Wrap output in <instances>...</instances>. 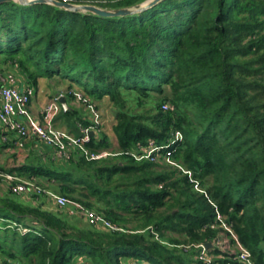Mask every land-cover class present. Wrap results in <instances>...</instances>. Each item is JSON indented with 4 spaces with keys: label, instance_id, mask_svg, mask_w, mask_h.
<instances>
[{
    "label": "trees",
    "instance_id": "1",
    "mask_svg": "<svg viewBox=\"0 0 264 264\" xmlns=\"http://www.w3.org/2000/svg\"><path fill=\"white\" fill-rule=\"evenodd\" d=\"M74 1L120 8L144 0ZM0 70L18 71L34 92L46 79L66 83L73 98L77 86L97 108L108 98L120 152L21 167V177L55 178L62 195L97 208L114 228L85 216L79 225L67 210L45 207L46 193L32 194V204L10 190L0 195V264H200L196 244L231 256L213 245L231 237L226 225L253 264H264V0H161L120 16L7 1ZM101 129L87 148L113 147ZM150 142L180 167L131 153Z\"/></svg>",
    "mask_w": 264,
    "mask_h": 264
},
{
    "label": "built area",
    "instance_id": "2",
    "mask_svg": "<svg viewBox=\"0 0 264 264\" xmlns=\"http://www.w3.org/2000/svg\"><path fill=\"white\" fill-rule=\"evenodd\" d=\"M61 1L75 2L74 0ZM70 92L73 93L77 101L89 108L94 118L92 125L83 126L80 124L81 134L78 137L70 136L66 131L57 127L55 124V118L63 109L61 97L65 95L64 93H59L45 105L41 118L24 120L29 114L28 109L32 97L34 96V88L31 86L22 88L16 73L10 71L3 72L0 70V121L7 129L17 135L16 143L19 147H24L29 139L36 138L44 144L53 147L56 151V155L62 159H70L74 147H83L82 150L84 155L89 160H100L119 154V151L113 152L110 149L93 150L85 146V143L90 140L96 127L102 124L100 123L102 113L80 89L75 88ZM163 107L167 109L169 104L166 103ZM179 135L178 132L177 136ZM162 148V145L150 142L147 146H140L139 151H133L131 153L137 159L148 158L153 161H158L163 156L164 160L172 162L170 151L162 154ZM2 182L8 183L11 191L16 194L46 193L50 198L55 200L58 206L67 208L70 215L78 214L85 216L91 224L114 228L112 223L102 214L86 207L82 202L44 188L38 184L35 179L24 178L16 172L0 169V183ZM226 228L232 233L231 237L233 238L231 239L230 237L229 240L226 239L227 236L220 237L213 245L223 250V252L225 251L224 254L229 253L231 256L222 254L212 255L209 253V246H207V243L199 244V246L202 247V250L198 254V259L201 261L200 264H210L213 262L214 264H221L218 259H226L227 261L225 264H234L233 260L243 264H253L249 250L239 241L230 225H226ZM231 240H233V242H231ZM232 246L236 251H232ZM12 264L18 263L12 262ZM78 264L90 263L82 260ZM132 264H141V262L135 260Z\"/></svg>",
    "mask_w": 264,
    "mask_h": 264
},
{
    "label": "crops",
    "instance_id": "3",
    "mask_svg": "<svg viewBox=\"0 0 264 264\" xmlns=\"http://www.w3.org/2000/svg\"><path fill=\"white\" fill-rule=\"evenodd\" d=\"M17 77H19V84L22 88L25 86H29L26 83V79L23 75H21L18 71H16ZM41 81L38 88L35 89L34 96L29 105V114L28 117H25L24 120H30L33 118H41L43 113V108L47 103H49L56 95L59 93H64L65 101L68 106L67 110L70 109L71 113H59L55 118V124L57 127L66 131L72 137H78L81 134L80 122L79 119H89L91 120V112L89 108L83 103L77 101L75 98L66 95V91L58 90L56 87H45ZM67 87V84L65 85ZM75 88H78L77 86ZM106 99V98H105ZM102 100H96L98 106L100 107L102 112H106L108 108H111L110 102L108 103L109 107L105 105H101ZM100 102V103H99ZM64 112L67 110L63 107ZM115 119H113V123L111 124V129L113 127ZM105 125L102 124V129L105 131ZM106 132V131H105ZM107 133V132H106ZM108 134V133H107ZM113 134V130L112 133ZM109 135V134H108ZM110 139L114 138L113 135H109ZM17 135L7 129L4 124L0 121V169L14 171L19 173L21 167H27L38 164V162L47 163L50 165L49 159L53 157H58L56 155V151L53 147H50L43 142L39 141L36 138L29 139L24 147H19L16 143ZM112 144L115 146V142L112 140ZM83 147H74L72 151L74 153H79L80 155H84L82 150ZM21 151L24 154L21 155ZM57 160V159H56ZM57 164H63V160H58ZM25 169V168H24ZM24 171V170H23ZM28 172V171H27ZM26 172V175H22L24 178H28L30 175ZM34 179L37 183L42 186L55 191L56 193L61 194V188L59 186V181L50 176H35ZM1 192H8L11 190L10 185L8 183L2 182L0 183ZM4 194V193H3ZM2 195V194H1ZM20 197L24 200L31 199L32 194H19ZM48 201L53 204V199L48 197ZM54 205V204H53ZM67 209V208H65ZM79 260V259H78ZM83 260V259H82ZM134 260V259H133ZM132 262V260H130ZM135 261V260H134Z\"/></svg>",
    "mask_w": 264,
    "mask_h": 264
},
{
    "label": "rangeland",
    "instance_id": "4",
    "mask_svg": "<svg viewBox=\"0 0 264 264\" xmlns=\"http://www.w3.org/2000/svg\"><path fill=\"white\" fill-rule=\"evenodd\" d=\"M10 72H13V71H10ZM43 82V84H44V86L45 87H56L58 90L60 89L61 91H66L67 90V87L65 86L66 85V83H62V82H57V81H55V80H46V79H43L42 80ZM66 92H68V90L66 91ZM101 102V105H105L106 107H109L108 106V103H109V100H108V98H106V99H104V100H102V101H100ZM99 102V103H100ZM154 103H156V100L155 99H151V100H148V102H147V105H146V107H138L139 108V110L141 111V110H143V108H147V109H149V108H152L155 104ZM96 104H98L97 102H96ZM99 107V106H98ZM100 108V107H99ZM101 113H102V116L100 117V123H102V124H104L106 127H105V131L109 134V135H113V134H111L112 133V129H111V124L113 123V119H114V115H113V112H112V109L111 108H108L107 109V111L106 112H102L101 111V109L99 110ZM94 120V118L93 117H91V121H93ZM178 133V132H177ZM177 133H176V136H177ZM111 140H114V138L112 139L111 138ZM117 147V146H116ZM114 145H113V147H111V148H108V149H110L111 151H113V152H116L117 151V148H116ZM21 153V155L22 154H24L23 153V151H21L20 152ZM173 160V159H172ZM165 163H167L168 165H173V166H178V167H180V165L179 164H177L178 162H176V161H168V160H165ZM55 192V191H54ZM6 194V192H1V190H0V195L1 194ZM60 194V193H59ZM31 198H32V196H31ZM46 198H47V196H46ZM45 197H42V198H40V200L41 201H46L45 203H44V206L45 207H47V208H50V209H52V208H57V207H60V206H58L57 204H56V202H55V200L53 199V204L51 203V202H49V201H47V199H46ZM24 200V199H23ZM25 202H27V203H32V204H35V201H31V199L29 198V199H27V200H24ZM99 204H96V206H98ZM64 209L65 211L67 210V209H65V208H63V207H60V209ZM93 210L94 211H96V212H99V211H97V208H93ZM68 211V210H67ZM78 215V214H77ZM69 215V217H71L70 219L72 220V221H74V222H76V223H78L79 225H82V224H84V223H87L86 222V220L85 219H83V218H81L80 216L81 215ZM79 219H81V220H79ZM172 235H174L175 237H179V238H181V236L180 235H178V234H176V233H173ZM222 235H224L223 234V232H222ZM226 239H229L230 240V237H226ZM196 251H198V252H200L201 250H202V247L201 246H199V244H196ZM233 247V246H232ZM232 251H236V249L233 247V249H232ZM196 255H194V257H195ZM79 259V260H78ZM82 259H84V258H82V257H78L77 258V261L74 263V264H78L80 261H82Z\"/></svg>",
    "mask_w": 264,
    "mask_h": 264
},
{
    "label": "water",
    "instance_id": "5",
    "mask_svg": "<svg viewBox=\"0 0 264 264\" xmlns=\"http://www.w3.org/2000/svg\"><path fill=\"white\" fill-rule=\"evenodd\" d=\"M12 1V0H0V4ZM18 1L22 4H34V3H49L55 6H59L72 11H80V12H91L101 16H120V15H128L135 12L143 11L161 0H144L135 5L120 7V8H105L96 4L91 3H76V2H64L61 0H14ZM61 102L63 107L67 110L68 106L65 101V97H61ZM207 246H212L211 242L207 243Z\"/></svg>",
    "mask_w": 264,
    "mask_h": 264
}]
</instances>
